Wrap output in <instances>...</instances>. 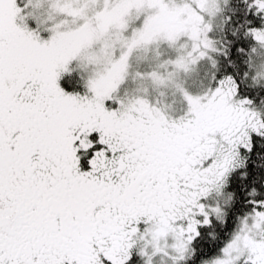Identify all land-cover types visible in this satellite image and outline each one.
Returning a JSON list of instances; mask_svg holds the SVG:
<instances>
[{
  "label": "snow or ice",
  "instance_id": "snow-or-ice-1",
  "mask_svg": "<svg viewBox=\"0 0 264 264\" xmlns=\"http://www.w3.org/2000/svg\"><path fill=\"white\" fill-rule=\"evenodd\" d=\"M0 264H264V0H0Z\"/></svg>",
  "mask_w": 264,
  "mask_h": 264
}]
</instances>
